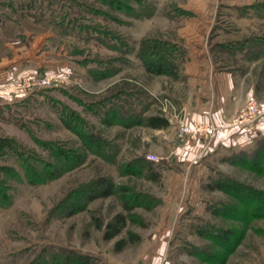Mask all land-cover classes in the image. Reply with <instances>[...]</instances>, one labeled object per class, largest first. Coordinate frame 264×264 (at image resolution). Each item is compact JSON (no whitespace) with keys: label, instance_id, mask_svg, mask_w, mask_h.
Here are the masks:
<instances>
[{"label":"rangeland","instance_id":"1","mask_svg":"<svg viewBox=\"0 0 264 264\" xmlns=\"http://www.w3.org/2000/svg\"><path fill=\"white\" fill-rule=\"evenodd\" d=\"M190 29L264 103V0H0V264L72 252L93 264H264V161L230 149L182 160ZM160 55L167 73H148L145 58ZM30 77L51 83L15 92ZM160 115L168 128L141 121ZM47 167L62 173L39 178ZM101 178L113 194L89 201ZM126 195L139 196L131 213ZM120 213L131 221L106 240L97 220ZM128 231L141 240L118 250Z\"/></svg>","mask_w":264,"mask_h":264},{"label":"crops","instance_id":"2","mask_svg":"<svg viewBox=\"0 0 264 264\" xmlns=\"http://www.w3.org/2000/svg\"><path fill=\"white\" fill-rule=\"evenodd\" d=\"M195 33L192 30L190 41L197 47L189 49L184 68L191 99L183 103V110L189 124H211L217 132L211 140L184 141L183 147L187 151L182 152V160L191 162L202 155L207 157L209 154L224 153L226 149L252 151L260 141H264V103L255 99L254 90L242 92L232 72L217 69L212 60L213 54L204 46V37L193 35ZM255 61H264V56ZM249 102L259 104L260 118L245 127L235 126V115ZM158 262L156 259L153 263Z\"/></svg>","mask_w":264,"mask_h":264},{"label":"trees","instance_id":"3","mask_svg":"<svg viewBox=\"0 0 264 264\" xmlns=\"http://www.w3.org/2000/svg\"><path fill=\"white\" fill-rule=\"evenodd\" d=\"M150 57L147 56L144 60V64L146 65V69H147V72L148 73H151V74H154V75H164L167 73V70H166V65H167V59L165 56H162L160 55L159 57H157V60H149ZM142 122L145 123V125L147 127H150L152 129H165V128H168L170 123H169V120L163 116H150L148 118H145L144 120H141ZM140 121V122H141ZM83 136V135H82ZM86 142H88L89 144H92V145H96L98 139L93 136V135H84L82 137ZM248 160V159H246ZM262 160L264 161V141H260L256 147V149H253V153L249 156V161H246L244 163H247V164H252V166L256 167L258 164H260V162H262ZM136 167L138 169H141L140 166L136 165ZM136 171H133V173H135ZM62 172L59 171L57 168H55V170L53 172H50V169H48V167L42 172V173H39V178L42 177H47L46 179L47 180H51L55 177H57L59 174H61ZM43 174V175H42ZM157 176L154 177V179L156 180ZM38 180H41V179H37V180H33V182H36ZM45 180V181H47ZM97 188L99 190H97L98 194L97 195H89L88 196V200L89 201H93L95 200L97 197H101V198H107L109 197L110 195L113 194V190H114V184L109 180V179H106V178H101L98 182H97ZM229 184L226 183V184H221V185H218L217 188L218 189H221V190H227V189H230L228 186ZM123 190L125 191H129L128 189L126 188H123ZM130 192V191H129ZM129 195V194H128ZM126 195V201L124 202V210H126L127 213H131L136 207H139V204L138 202H134L133 201H136L137 198H139V196H128ZM258 195H259V199L264 202V192H258ZM85 206L87 205H84L80 211L84 210L85 209ZM73 213H75L74 211L73 212H70L69 214L72 215ZM130 216H127L123 213H120L118 215L115 216V218L110 221L108 224H103L102 221L100 220H97V227L98 229H103L105 228L106 229V232H105V239L106 240H112L114 238H116L119 234H121L123 232L124 229H126L127 227V224L129 222V220L131 221V215L132 214H129ZM232 231L231 230H227L224 234H223V237L222 238L225 242H226V239H229L230 236L232 235ZM128 234V237L130 239L125 240H120L117 244V249H122L124 247V245L129 242V241H132V242H139L141 239H140V236L131 232V231H128L127 232ZM39 264H49V262H39ZM52 264H93V259L90 257V256H87V255H83V254H78L77 252H72L70 255H66L64 258H61L60 260H58L56 263H53Z\"/></svg>","mask_w":264,"mask_h":264},{"label":"built area","instance_id":"4","mask_svg":"<svg viewBox=\"0 0 264 264\" xmlns=\"http://www.w3.org/2000/svg\"><path fill=\"white\" fill-rule=\"evenodd\" d=\"M51 80L48 78L30 77L24 79V83L16 87L17 93L23 92L35 86L50 85ZM165 107H173L169 100H165ZM233 119V123L237 127H245L256 122L261 116V110L257 102H250L243 107ZM216 128L211 124L192 123L189 124L186 120L179 122V137L190 138L193 140H211L216 134Z\"/></svg>","mask_w":264,"mask_h":264}]
</instances>
